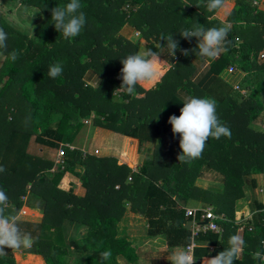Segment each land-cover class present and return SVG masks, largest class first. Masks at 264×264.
I'll return each mask as SVG.
<instances>
[{
  "label": "trees",
  "instance_id": "1",
  "mask_svg": "<svg viewBox=\"0 0 264 264\" xmlns=\"http://www.w3.org/2000/svg\"><path fill=\"white\" fill-rule=\"evenodd\" d=\"M2 1L35 7L41 13L32 35L0 14V28L8 34L7 47L0 49V166L5 169L0 173V189L8 195L12 214L18 215L24 204L33 203L43 211L39 223L19 220L20 229L35 240L28 252L39 254L45 264H118V255L137 264L132 243L117 237V223L126 208L148 219V235L164 234L168 246L186 247L192 231L184 224L191 218L179 201L191 199L209 203L217 215L225 216L216 219L221 233L200 230L193 236L195 242L212 245L221 239L218 251H223L236 230L235 202L244 197L246 184H255L254 174H264V130L251 125L260 112L264 92V60L256 61L264 48L260 0H235L236 7L226 19L232 25L231 43L211 64V70L219 74L236 61L234 55L239 52L240 68L251 73L238 85L246 90L245 96L233 87L205 91L190 79L191 60L197 56L191 51L185 56L181 49H194L197 38L189 41L179 32L196 22L205 28L222 23L215 12L206 10V0H81L87 23L70 41L50 23L51 9L69 0H0V4ZM124 25L138 31L145 49L157 51L158 61L166 65L159 69V80L151 88L137 85L135 95L117 89L122 83L120 60L138 49L120 34ZM169 33L178 41L175 56L169 54L166 41H160L161 34ZM160 43L165 45L157 47ZM13 51L18 53L14 62L9 59ZM56 63H62L63 73L50 78L49 66ZM87 71L99 77V86L84 84ZM180 90L214 98L217 115L231 131L230 138H209L201 157L191 164L178 161L179 135L173 136L168 123L169 116H179L183 107ZM83 118L94 126L136 138L139 147L152 142L151 154L132 169L119 164L115 156L75 146L73 142L86 124ZM31 141L56 149L55 158L31 151ZM60 150L63 155L59 158ZM202 168L221 176V193L195 184ZM65 172L81 179L83 196L58 187ZM65 219L82 226L84 233L64 240ZM252 220L243 231V240L247 249L264 251L260 244L264 240V205H258ZM198 248L193 249L197 262L200 257L213 256L207 248ZM5 251L0 264H18L12 250ZM104 251L111 252L107 261L101 259ZM235 264H255V259L245 254Z\"/></svg>",
  "mask_w": 264,
  "mask_h": 264
},
{
  "label": "crops",
  "instance_id": "2",
  "mask_svg": "<svg viewBox=\"0 0 264 264\" xmlns=\"http://www.w3.org/2000/svg\"><path fill=\"white\" fill-rule=\"evenodd\" d=\"M261 3L264 4V1L260 0L259 8L264 10V6ZM235 7V0H226L225 8L215 12L214 17L221 20L222 22H226L230 11ZM262 51H264V48L258 53ZM257 55L256 61L261 63L264 59L259 58V54ZM234 56L237 57L235 58L236 61H231L229 65H235V72H239L240 76L238 79H231V77H234L235 75L227 71L228 66H226V68L219 74H215L211 70V64L217 58L209 62L204 58L195 57L191 60V65L193 67L192 74L190 75L191 81L196 83L201 89L205 91L216 90L218 92V90L226 91L229 87L235 88V85L241 84L242 80L245 77H248L251 73L240 68L238 64L239 52ZM165 68L166 65H164L163 62L158 61V72L159 69L161 70ZM262 77H264V74ZM158 78L159 77H157L152 83H145L141 85L142 88L148 90L151 88L150 86L152 84L159 80ZM90 80L94 83V85H96L97 76L94 74L90 77ZM243 90L245 93H240L245 96L247 92L244 88ZM181 93L191 95L189 91L186 90H180L179 95ZM259 101L260 112L257 118L251 123L253 127L256 124H264V92L260 94ZM91 125L92 124L88 125V128L87 126L85 128L83 126L82 130L77 134L73 142L75 146L84 150L86 147H88L89 151L91 152H93L91 147L98 146L99 148L96 149H99L98 154L101 152L99 155L115 156L119 164L125 163L132 169H136L138 166H140L144 157L151 154L153 149L152 142H144L139 147L138 140L136 138L122 135L120 133L94 125H92V127ZM90 143L93 146H91ZM142 146H145V148H142ZM37 151L39 153L41 152L44 157L49 158H55V154L57 152L56 149L54 154H52L53 151L48 152L46 146H43V149L38 147ZM106 151L107 153H105ZM140 155L142 156L141 159H139ZM252 177L255 178V184H246L244 197L238 199L235 202V218L233 223L236 225V230L234 234H239L242 238L244 229L252 224L253 215L258 211V205H264V174H254ZM195 184L214 193H221L223 191L221 176L211 169L202 168L200 176L195 180ZM58 187L64 190H71L77 196H83L85 193V189L81 184V179L70 172H65L63 174L61 180L59 181ZM179 203L184 206L185 209L192 208L197 211V215L195 217H190V220L192 221L191 231L197 226H202L204 224V220L202 219L203 209L211 208L214 212V207L211 204L204 203L200 200L191 199L186 203H183V201H179ZM215 215L218 219H225V216L223 215H217L216 213ZM17 216L19 217V220L39 223L42 220L43 211L34 203L31 204V206L24 204ZM147 229L148 219L144 215L135 213L127 207L121 219L117 223V237L126 238L132 243V246L135 248L138 257L137 264H170V261L167 258L170 257L172 251L177 247L184 246H168L164 234L148 235ZM61 230L63 239L67 241L84 233L82 226L77 227V224L74 221L67 219L64 220ZM219 232L221 233V229ZM220 243L221 239L216 245L207 244L206 242L197 240L196 247H199L198 249L207 248L210 253H213V256L209 255L200 257L197 259L198 262H196L198 264H204L206 258H212L214 255H217L219 253L218 249L220 248ZM28 249L29 248H21L20 250H12L14 259L18 264H45L39 254L30 253L28 252ZM255 252L256 251H253L252 249H247V244H245L243 252L237 261H240L243 256H245V254L246 256L249 254L251 258H254ZM254 259L255 264H264V261H259L256 258ZM117 261L118 264H133L127 261L121 255L117 256Z\"/></svg>",
  "mask_w": 264,
  "mask_h": 264
},
{
  "label": "clouds",
  "instance_id": "3",
  "mask_svg": "<svg viewBox=\"0 0 264 264\" xmlns=\"http://www.w3.org/2000/svg\"><path fill=\"white\" fill-rule=\"evenodd\" d=\"M199 6V5H197ZM205 8L209 13L222 10L226 6V0H206ZM83 7L81 0H69L66 4H59L51 9V21L57 32L65 40H71L80 35L87 23L86 15L81 10ZM232 30L229 22H222L218 27L205 28L196 22L188 29H182L179 34L186 40L197 38L194 49H181L183 55L194 52L197 57L207 61L215 60L220 54L228 51V34ZM8 34L0 28V49L6 48ZM166 41V47L171 56H175L178 49V41L173 39L172 33L161 34L160 41ZM165 45V44H164ZM161 43L157 47L162 48ZM18 58V53L13 51L9 54V59L13 62ZM159 53L148 48L135 54L128 55L120 60L123 67L120 69L122 83L119 88L125 94L135 95L136 86L145 83H152L158 76ZM63 73L62 63L49 66L48 75L56 78ZM97 84L100 81L97 77ZM183 107L180 108V115H171L168 123L175 137L179 135V148L181 149L177 159L180 163L191 164L201 157L206 142L209 138L220 139L221 137H231V131L217 115V102L211 97H195L187 94H180ZM4 167L0 166V173L4 172ZM7 193L0 189V257L6 256L5 249L20 250L30 248L35 242L31 233L24 232L19 227V217L12 214ZM264 245V240L260 241ZM245 241L239 234H233L228 239V246L212 258H206L204 264H235L239 260ZM101 259L107 261L111 258V252L104 251ZM254 258L264 261V251L257 250ZM170 264H195L193 250L188 247H177L169 258Z\"/></svg>",
  "mask_w": 264,
  "mask_h": 264
},
{
  "label": "rangeland",
  "instance_id": "4",
  "mask_svg": "<svg viewBox=\"0 0 264 264\" xmlns=\"http://www.w3.org/2000/svg\"><path fill=\"white\" fill-rule=\"evenodd\" d=\"M261 4H263V3H261ZM0 5H1L0 6V14H2L9 21H11L15 26H19L20 28L25 29L30 35L33 34L35 26L37 25V23L41 19V13L38 11L37 8L30 7V6H24L20 3H9V2L7 3L4 1H2ZM263 6H264V4H263ZM120 34L125 35V37L127 39L131 40L132 42H135L138 45L137 52L145 50V43H146L145 40L140 36V33L138 31L134 30L131 26L124 25L122 27V29L120 30ZM91 72L92 71H87L83 77L85 85H94V83L90 80V77L94 75L93 72L92 73ZM233 75H235V76L231 77V79H238L240 77L239 72H235V73H233ZM82 120L86 123V124H84V128L86 126L88 128L89 127L88 125L92 124L91 121H87L86 118H83ZM253 128L257 129V130H264V124L263 125L256 124V125H254ZM29 144H31V146L29 145L31 151L33 150L34 152L35 151L37 152L38 147H41V149H43V145L42 146L38 145L34 141H33V144H32V141ZM90 145L93 146L91 143H90ZM46 148H47L48 152L53 151L52 154L55 153L54 152L55 149H50L47 146H46ZM96 148H99V147L98 146L91 147L92 150H99ZM142 148H145V146H142ZM86 149H89V148L86 147ZM100 153L101 152H99V154ZM105 153H107V151ZM97 154H98V151H97ZM141 158H142V156L140 155L139 159H141Z\"/></svg>",
  "mask_w": 264,
  "mask_h": 264
},
{
  "label": "built area",
  "instance_id": "5",
  "mask_svg": "<svg viewBox=\"0 0 264 264\" xmlns=\"http://www.w3.org/2000/svg\"><path fill=\"white\" fill-rule=\"evenodd\" d=\"M257 2L259 4V1H257ZM259 58L264 59V51L259 53ZM235 70H236L235 65H228L227 71L229 73H234ZM235 89H239L242 94L245 93V91L243 89H241L238 85H235ZM97 151L98 150H95L96 153H97ZM62 155H63V151L60 150L58 152L57 156L60 158V156H62ZM185 213L187 216H190V217H195L197 215V211L195 209H192V208H186ZM202 219L206 220V222L202 226H197L196 228H194L192 230V238H191L190 243L188 245H186V248L190 247L192 250L194 249V247L196 246V242H195V240H193V236L196 235L198 233V231H200V230H202V231H207V230L220 231V227L216 222L217 216L215 215V213L212 211L211 208L203 209ZM195 264H196V262H195Z\"/></svg>",
  "mask_w": 264,
  "mask_h": 264
},
{
  "label": "water",
  "instance_id": "6",
  "mask_svg": "<svg viewBox=\"0 0 264 264\" xmlns=\"http://www.w3.org/2000/svg\"><path fill=\"white\" fill-rule=\"evenodd\" d=\"M204 223L206 222V220L203 221ZM184 227L187 228V229H191L192 227V221L190 219H188L185 224H184Z\"/></svg>",
  "mask_w": 264,
  "mask_h": 264
}]
</instances>
